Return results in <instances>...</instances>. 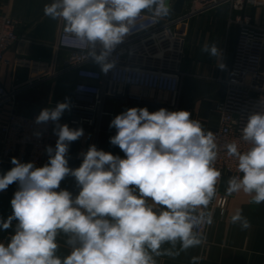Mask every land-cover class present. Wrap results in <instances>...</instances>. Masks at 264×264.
<instances>
[{"label":"clouds","instance_id":"clouds-1","mask_svg":"<svg viewBox=\"0 0 264 264\" xmlns=\"http://www.w3.org/2000/svg\"><path fill=\"white\" fill-rule=\"evenodd\" d=\"M170 11L169 0H50L43 7L65 34L87 45L86 58L104 74L115 69L112 54L126 37ZM201 51L222 56L215 43ZM224 67L221 62L219 68ZM71 106L65 98L35 118L38 125H55L57 140L54 148L46 146L47 163L37 167L13 157V167L0 175V191L18 185L12 214L0 218V231L13 230L0 242V264H158L159 257L174 259L201 246L202 227L213 223L210 205L218 193L216 162L222 149L235 160L237 173L226 194L243 192L251 203H264V102L248 113L239 140L224 144L187 110L127 108L109 124L116 130L110 144L124 157L92 144L79 153L76 168L69 166L70 144L84 136V129L59 122ZM239 141L248 147L241 150ZM69 176L79 189L76 195L60 187ZM230 219L241 230L251 227L242 210ZM60 236L67 255L58 254ZM191 264H199V258Z\"/></svg>","mask_w":264,"mask_h":264},{"label":"built area","instance_id":"built-area-1","mask_svg":"<svg viewBox=\"0 0 264 264\" xmlns=\"http://www.w3.org/2000/svg\"><path fill=\"white\" fill-rule=\"evenodd\" d=\"M251 0H184L180 13L174 12L178 0H169L173 15L164 18L147 30L133 32L126 37L112 54L116 67L108 74L91 58L87 59V45L61 31L57 47L66 52L63 66L54 62L42 63L26 61L27 67L35 71V78L26 85H13L6 89L0 82V111L8 106H16L22 90L41 82V76L56 78L74 72L77 83L69 114V127H82L100 131L104 117L114 118L106 111L108 101L123 100L136 104L158 102L153 94H167V106L172 111L179 109L184 73L181 65L184 58L185 43L191 22L200 15L214 12L221 7H229L238 16L231 23L239 27V35L233 54L230 78L225 81L227 94L225 101L218 103L215 112L220 126L212 131L220 144L239 140L241 129L246 123L248 113L257 110L264 102V26L254 21L247 13ZM264 1V0H263ZM17 22L8 15L0 14V71L10 61L6 53L20 38L16 30ZM23 61H18L22 64ZM41 78V79H40ZM36 117H28L10 111L0 128L1 156L7 161L13 157L21 162H34L42 167L48 158L46 146L55 147L57 137L53 133L54 124H36ZM62 124V120L59 121ZM39 132L41 135L36 136ZM240 142L241 150L248 147ZM236 162L221 150L216 167L221 177L236 175ZM229 196L217 195L210 208L219 217H227ZM209 226H203L204 235Z\"/></svg>","mask_w":264,"mask_h":264},{"label":"crops","instance_id":"crops-1","mask_svg":"<svg viewBox=\"0 0 264 264\" xmlns=\"http://www.w3.org/2000/svg\"><path fill=\"white\" fill-rule=\"evenodd\" d=\"M50 0H0V14H5L17 22L16 30L20 41L6 53L9 65L3 66L0 71V82L6 89L13 85H26L35 78V71H31L26 61H39L51 63L61 68L66 57V52L57 47V42L63 26L60 22L46 17L43 7ZM248 4L247 13L256 22L263 20L262 16H255L250 11ZM238 16L231 12L229 7H221L218 10L206 13L195 18L189 28L185 43L184 58L181 70L185 77L179 96V109L192 113V118L199 120L205 130L215 131L220 126L219 116L215 112L216 105L225 101L227 89L225 81L230 78L233 54L235 51L239 27L231 23ZM215 43L221 49V59L211 57L202 52L204 44ZM23 61L18 64V61ZM221 62L225 65L219 68ZM42 78V79H41ZM41 82L22 90L18 96L16 106H8L0 111V128L6 121L10 111L28 117H36L45 108H53L58 102H64L68 98L72 103L77 77L74 72L62 74L56 78L41 76ZM156 102L136 104L123 100L108 101L106 111L115 116L127 108L147 107L150 112L160 108L172 111L167 102V94H153ZM62 124L69 121V114L64 112L61 117ZM112 118L104 117L100 124V131L84 129V136L70 144L69 166L79 167L82 158L81 151L95 144L98 149L110 152L113 155L124 157V153L118 146L110 144V137L116 130L110 128ZM77 128V127H70ZM48 158L45 160L47 163ZM44 163V164H45ZM13 167L11 161L1 156L0 147V175ZM228 176H223L217 184V195L226 194ZM62 189H67L78 194L75 179L66 177L61 182ZM18 185L13 183L0 191V218L6 219L12 214L10 201L13 198ZM227 195V194H226ZM227 217L222 219L216 212L213 215V223L206 233L205 243L199 247L181 252L176 258L162 256L157 258L158 264H191L193 257L199 258V264H264V203H251V198L243 192L228 195ZM242 210V214L251 222V227L241 230L239 225L231 223V216L236 210ZM15 225V221L13 222ZM13 234L10 228L0 231V242H7ZM65 237H58L61 247L59 255H67L68 248L64 244ZM167 247V245H165Z\"/></svg>","mask_w":264,"mask_h":264},{"label":"rangeland","instance_id":"rangeland-1","mask_svg":"<svg viewBox=\"0 0 264 264\" xmlns=\"http://www.w3.org/2000/svg\"><path fill=\"white\" fill-rule=\"evenodd\" d=\"M250 11L252 14H256L255 16H263L264 17V1L263 0H251L250 1ZM258 23L264 26L263 20H258Z\"/></svg>","mask_w":264,"mask_h":264},{"label":"water","instance_id":"water-1","mask_svg":"<svg viewBox=\"0 0 264 264\" xmlns=\"http://www.w3.org/2000/svg\"><path fill=\"white\" fill-rule=\"evenodd\" d=\"M184 6V0H178V2L175 5L174 12L180 13ZM173 15V11H170L169 15L166 18H171Z\"/></svg>","mask_w":264,"mask_h":264}]
</instances>
